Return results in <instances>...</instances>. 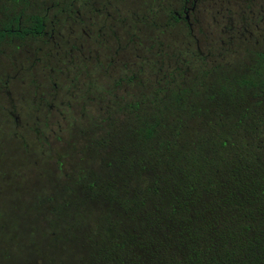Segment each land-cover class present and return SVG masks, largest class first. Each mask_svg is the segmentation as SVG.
I'll return each mask as SVG.
<instances>
[{
    "label": "trees",
    "instance_id": "trees-1",
    "mask_svg": "<svg viewBox=\"0 0 264 264\" xmlns=\"http://www.w3.org/2000/svg\"><path fill=\"white\" fill-rule=\"evenodd\" d=\"M254 60L249 76L221 78L208 98L204 85L194 98L190 89L156 91L120 112L124 126L98 147L116 149L122 167L109 173L124 185L87 188L105 191L123 222L97 221L80 264H264V58ZM249 94L262 101L247 106ZM201 107L214 114L195 135L188 129Z\"/></svg>",
    "mask_w": 264,
    "mask_h": 264
},
{
    "label": "rangeland",
    "instance_id": "rangeland-1",
    "mask_svg": "<svg viewBox=\"0 0 264 264\" xmlns=\"http://www.w3.org/2000/svg\"><path fill=\"white\" fill-rule=\"evenodd\" d=\"M83 1L77 2L76 6ZM109 1L112 4L117 2ZM144 1L125 0L123 10L131 8L141 15L149 8L143 6ZM149 1V10H156L158 1ZM253 2L255 7L251 13L255 14L253 18L259 19V3L257 0ZM239 5L243 11H249L245 10L248 8L247 0L239 1ZM203 25L205 27L206 21ZM159 33L147 24L140 25L135 32L138 39L133 56L121 59L129 71L139 72L138 83L143 88L134 84L116 89V81H103L93 64L87 66L88 73L83 67L80 71L72 70L70 81L76 78L77 82L73 86L64 81L63 95L68 90L73 97L62 95L58 101V105L63 101L59 108L62 114L57 112L53 115V134H45L40 127L36 135L35 127L30 124L31 135H23L27 147L19 137H15L22 134L21 130L12 128L8 136L0 140V264H80L82 258L91 254L85 236L94 229L97 221L104 229L108 228L110 221L123 222L119 205L110 203L105 191L90 193L87 185L95 181L103 185L118 181L117 187L124 185L122 177L111 178L109 173L112 171L110 165L122 167L115 166L114 160L119 157L116 149L99 148L98 144L107 138L110 130L124 126V116L118 115L121 111L126 112L125 103L130 102L131 96L145 94L152 99L156 91L163 96L168 91L190 89L193 90L191 98H194L199 86L204 85L200 97L208 98L213 92L206 91L221 78L235 80L250 75L255 66L251 53L264 54L263 36H238L231 45H223L219 39L204 42L200 46L204 59L195 62L187 53L184 54L187 52V39L177 34ZM10 53L18 54L11 50ZM163 53L166 54L164 58L160 56ZM177 54H180L178 60L175 58L179 56ZM168 63L171 69L163 81ZM176 65L180 68L179 77L176 76L170 84L171 72L177 69ZM252 95L248 96L247 106L262 101V98L254 99ZM69 104L71 108L68 110ZM201 110L193 114L194 121L188 129L195 135L207 132L206 124L211 119L206 115L214 114L210 107H201ZM126 115V124L131 127L129 119L132 117L129 113ZM114 138L112 146H119ZM134 155L138 154L134 152ZM132 180L137 183L139 178Z\"/></svg>",
    "mask_w": 264,
    "mask_h": 264
},
{
    "label": "flooded vegetation",
    "instance_id": "flooded-vegetation-1",
    "mask_svg": "<svg viewBox=\"0 0 264 264\" xmlns=\"http://www.w3.org/2000/svg\"><path fill=\"white\" fill-rule=\"evenodd\" d=\"M79 1H1L0 140L7 137L12 128L21 130L22 134L15 137L27 147L25 136L26 133L31 135L30 124L35 127L36 135L40 127L45 134H53V115L62 114L59 108L63 101L59 105L58 101L64 92L63 82L68 81L73 86L77 82L76 78L70 81L72 70L80 71L83 67L88 73L87 66L93 64L103 81H116V89L134 84L143 88L138 83L139 72L129 71L121 62L122 57L133 56L138 39L135 32L140 25L147 24L154 31L161 32L159 34L167 32L187 39L184 54L195 62L204 59L200 51L204 42L219 39L223 45H231L238 36L255 38L258 34L264 37V0H257L259 19L253 18L255 14L251 13L255 7L253 0H247L245 10L249 11L246 12L239 5L241 0H154L158 1L156 10H149L151 1L145 0L143 6L149 8L141 15L131 8L123 10L125 0H117L115 4L109 0H85L76 6ZM249 14L251 16H247ZM10 50L18 54H11ZM165 55L160 56L164 58ZM177 55L178 60L180 54ZM250 55L264 58V54ZM176 66L177 69L171 72L170 84L176 76L179 77L180 68ZM170 69L168 63L163 81ZM64 96L73 97L68 90ZM148 100V95L138 97L136 94L125 106L132 107ZM70 108L69 104L68 110Z\"/></svg>",
    "mask_w": 264,
    "mask_h": 264
}]
</instances>
